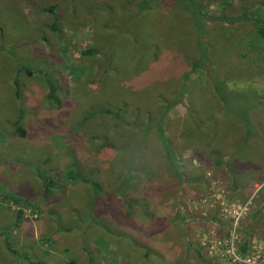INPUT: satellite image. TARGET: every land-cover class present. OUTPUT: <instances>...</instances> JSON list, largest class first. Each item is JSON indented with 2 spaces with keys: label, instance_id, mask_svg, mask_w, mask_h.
<instances>
[{
  "label": "rangeland",
  "instance_id": "1",
  "mask_svg": "<svg viewBox=\"0 0 264 264\" xmlns=\"http://www.w3.org/2000/svg\"><path fill=\"white\" fill-rule=\"evenodd\" d=\"M154 1L133 21L135 41L123 33L132 0H0V264H217L212 254L232 231L235 249L264 241V107L248 111L263 139L232 151L242 123L211 85L253 87L264 104V0ZM178 87L162 141L145 125ZM241 95L228 102L238 113L249 102ZM104 106L119 117L83 119ZM136 107L133 128L125 121ZM192 109L211 125L208 138L185 137ZM71 170L90 182L69 179ZM20 182L21 195L12 191ZM155 241L168 249L155 254Z\"/></svg>",
  "mask_w": 264,
  "mask_h": 264
},
{
  "label": "trees",
  "instance_id": "2",
  "mask_svg": "<svg viewBox=\"0 0 264 264\" xmlns=\"http://www.w3.org/2000/svg\"><path fill=\"white\" fill-rule=\"evenodd\" d=\"M133 2L131 3H127V6H126V10L130 7V8L127 12H128V21H129V24H127L126 28L124 29L127 33V36L129 35L133 40L136 41V36L135 35V31H134V24H133V21L136 19V17L138 16L139 13H141L142 11L144 10H147V9H150L152 8V5L155 4L154 0H132ZM168 1H171V0H168ZM173 1H178V0H173ZM179 2V1H178ZM134 4V5H133ZM158 4V3H157ZM134 8V9H133ZM48 9L50 10L51 7H48ZM189 10L188 8L186 7H183V10ZM191 12H195L194 9L193 10H190ZM263 23V22H262ZM261 24V23H260ZM259 24V25H260ZM200 27H197V29H199ZM256 32L257 34L260 36L261 38V49H262V53H263V59H264V24H262L261 26H258L256 27ZM125 33V34H126ZM195 44V48L197 50H199V48L201 47L202 45V42L200 41V38L199 36H197V39H196V42L194 43ZM84 54H90L92 53L91 50H87V51H83ZM168 59V57L166 58ZM201 59L200 58H195L194 60L191 61V63L189 64L190 65V68L191 69H196L197 67H199V64H200V61ZM165 61V59H162L161 62L163 63ZM171 62L168 61V66L169 67H172L173 64L171 65L170 64ZM173 71H166L164 74H159L155 77V79H161L163 77H167V76H170L171 73ZM137 82V81H136ZM139 83V82H137ZM140 84V83H139ZM46 85H47V98L49 100H52L54 103H55V107L56 108H60V100L57 98V96L55 95V87H54V84H53V81L49 78L46 79ZM213 86V90H214V95L215 97H217V99L219 100V102L224 106L225 109L227 110H230L229 112H227V114H229L230 116H232V118H237L238 121H240L242 123V127H241V131H240V139L243 141V143L245 142H255L256 139H263L262 135L259 133V128L257 127V124H255L248 111L250 109H255L256 111L258 109H260L261 107H264V104H263V97L262 95H260L258 92H256L253 87L251 89L247 88V87H240V88H235L234 86H230L225 80H214L213 81V84H211ZM153 86V85H152ZM158 86L156 85L155 89L157 88ZM159 89H161L160 87H158V99H161L163 96L159 93ZM177 96L174 98L173 101H171L170 103H168L166 105V103L162 104L163 105V108L159 111L160 113L157 114L156 118L151 121L150 123L147 122V124L145 126H154L157 133L159 134V137L162 141H164L165 139V135H164V130H163V121H164V116L167 114L166 110H167V107L168 105L171 106L173 104H176L177 102H180L181 100V96H182V89L180 87H178L177 91ZM240 94L241 97H242V102H244L245 100H247V104L245 105V108L240 112H236L233 110L230 109L229 105H233L232 103V100H233V97L235 96H239ZM252 97V105H251V99ZM236 98V97H235ZM232 99V100H231ZM125 105H127V101H123ZM137 102H141L139 100H137ZM164 102V98L161 99V103ZM228 102H230L231 104H228ZM186 107H189V105ZM186 109V108H185ZM121 110V109H120ZM120 110H115L114 112H112L109 107H99L97 109H93L91 111H89L84 117L83 119L84 120H87L91 117H93L95 114H100V113H105V114H110L116 118L119 117V114L118 112ZM135 111L134 115H132L131 119L128 120V121H125V122H129V123H133L131 127H135L134 124H136V119L138 117L137 113L139 110L138 107L134 108L133 109ZM258 112V111H257ZM260 114L262 115L261 111H260ZM264 114V113H263ZM200 116L196 115L195 112L193 111V109L191 110V114L188 115V119H189V122H190V130H189V134L188 132L185 133V137H188V138H194V139H198L199 138V135L203 134L205 136H207V138L209 137V131L211 130V125L209 126H201L202 124L200 123ZM14 128L18 134V136L20 137H23L24 136V130L21 128V126L19 125V122L16 121L14 123ZM136 127L138 129L142 128L140 127L139 125H136ZM206 127V128H205ZM208 127V128H207ZM205 129L207 130V132L205 131ZM188 134V135H187ZM140 141V138L138 139ZM255 140V141H254ZM258 143V142H257ZM237 150L240 152L241 148L239 147V144L236 146ZM128 152H130V155L133 154L134 152L131 153V150L128 149ZM172 166L174 165V163H172V158H170V156H168ZM131 162V161H129ZM131 163H128L126 165V168H125V171H123V175L125 178L123 184L121 183L120 186L122 187L123 186V191L126 189V187H128L129 185V179L131 178ZM68 178L69 179H75V178H80L82 179L83 181L85 182H90L88 178H85V177H82L80 174H78V172H74V170H71L68 174ZM94 188H98L95 184H92ZM46 189V187H45Z\"/></svg>",
  "mask_w": 264,
  "mask_h": 264
},
{
  "label": "built area",
  "instance_id": "3",
  "mask_svg": "<svg viewBox=\"0 0 264 264\" xmlns=\"http://www.w3.org/2000/svg\"><path fill=\"white\" fill-rule=\"evenodd\" d=\"M244 206L243 203L232 205L231 210L237 216H241L245 209ZM227 240L228 245L218 242L217 245L220 249L212 254L217 260V264H264V241L262 239L248 237L237 249L233 245L234 241L237 242L233 231L229 233ZM223 244L224 248H222Z\"/></svg>",
  "mask_w": 264,
  "mask_h": 264
},
{
  "label": "crops",
  "instance_id": "4",
  "mask_svg": "<svg viewBox=\"0 0 264 264\" xmlns=\"http://www.w3.org/2000/svg\"><path fill=\"white\" fill-rule=\"evenodd\" d=\"M237 140L238 139H236V137H233L232 136V151H234V147L236 148V143H237ZM239 147L241 148V150H240V152H241V154L244 152L243 150L245 149V147L246 146H257V143L256 142H253V141H251V142H245V143H243V141L241 140V139H239ZM23 182H20V183H17L16 185L15 184H13V186H12V191L14 192V193H19L20 195H21V193L23 194L24 193V185L22 184ZM17 190H19V192L17 191ZM22 190H23V192H22ZM4 238H5V245L7 246V248H8V250L10 251L11 250V248L9 247V236L8 235H5L4 236ZM149 240L150 239H148V242H149ZM158 240V238H156V241ZM164 241L165 240H167V239H163ZM155 241V243H154V248L157 250L156 252H155V254H161V253H163V252H165L168 248L166 247V249L165 250H163L161 247L160 248H157L160 244H162V243H157ZM147 242V243H148ZM165 243V245H166V242H164ZM151 248V247H150ZM152 249V248H151ZM12 251V250H11ZM146 253V251H143V254H145ZM44 264H47V263H44ZM68 264H71V261H68ZM86 264H88L87 263V261H86Z\"/></svg>",
  "mask_w": 264,
  "mask_h": 264
}]
</instances>
